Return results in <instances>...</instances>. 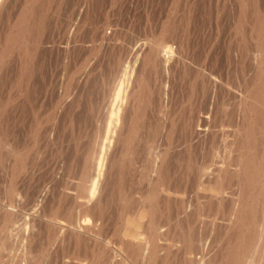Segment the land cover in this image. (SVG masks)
Instances as JSON below:
<instances>
[{"label":"bare ground","instance_id":"6f19581e","mask_svg":"<svg viewBox=\"0 0 264 264\" xmlns=\"http://www.w3.org/2000/svg\"><path fill=\"white\" fill-rule=\"evenodd\" d=\"M11 1L13 0H9V1L0 0V19L2 18L1 14H3L2 10L4 9V12L7 10L5 19L4 18H3L4 20L2 19L3 20L2 23L5 22V24L4 26H2L3 24H0V81H2V83L4 82L5 85H7V89L3 90L4 93L7 94V96L5 95L6 97H4L3 96L4 93L2 91L3 99L0 101V163L3 164L2 169H4V171H2V174H0V193L1 191H3V193L5 192L7 195H11V199H7L5 196L2 195L3 193L0 194V241L2 242L1 240L3 239L2 237H5V242L6 243L9 242L7 246L8 249L6 250L7 251L6 254H8L9 257L6 256L8 258L3 259V262L1 261L2 264H39L40 260H41V264H48L51 261L53 262L52 264H57V263L58 264H94V263L97 264L96 258L97 257L99 258V256H102L103 258H105V260L107 261L106 264H264V0H234L233 12L231 11L232 13L231 12L229 13L233 17L231 19L229 17L230 21L232 20L231 23H229L230 24L229 25L230 34L228 33L230 35L228 36L230 37V40L228 39V41L231 44H230V47L228 48L229 51L227 49V51L229 52V56L227 55L228 59L227 60L225 59L228 65L232 64L231 66L233 67V71L232 70L231 71L233 72V75L230 74L229 72L230 66H228V68L226 69L227 71L224 72L225 76L224 77L222 76L224 73L221 75V72H223L222 69H223V66H224L223 64L225 60L223 61L222 58L220 59L221 60L220 62H223V64L221 65L222 69L219 68L220 66L217 67L218 63L216 64V61H215V64L217 67V69L215 70L214 68L215 64L213 65L209 63L208 65H206L204 62L205 60L203 61V59H201L202 57L200 58V56L202 55L199 56L197 54L198 55V59H197L196 53L195 54L193 53L194 50H196L194 49L195 43L193 44L191 42V44L188 45L189 48L192 50L193 55H195V58L192 55H190V57L192 56L190 58L191 60L188 59V61H186L187 67H189L188 71L190 73L189 79L188 78H187L188 80L186 79L188 81L187 82L188 84H187V88H185L186 90H188V92L187 94L184 93L185 95L182 94L183 91L181 90H184V88L183 89L181 88V86L183 87L182 85L183 81L179 80V77L180 78L182 77V79L183 78L185 79V77L188 76L187 73L185 77L181 75H179L178 77V74H177L176 76L178 78H176V80L180 82L177 83L178 85L176 88L172 85L173 87L172 89H175L176 92L172 91V93H175V94H174V97L172 98L173 99L172 105L169 104L171 105V110H168V111H172L170 118H168V113L165 114V112L164 113L158 112L159 115L162 114L161 117L163 120L161 119L160 116L159 117L157 116L158 114L156 112L153 114L152 113L148 114L150 111L149 108L151 107L150 106L151 102L154 100L155 101L157 100V103H158V98L156 97L159 96L157 95L156 97H154V95L157 93V92L154 93L156 91L155 89L156 85L154 88L153 86L154 84L153 85L150 84L151 81L149 78L150 76L149 73H150V70L151 71L153 70L154 72V69H155V71H157V68L159 72H162L161 70L164 68L167 69V72L170 71L168 70L170 68L173 69L174 71L178 69V66H179L178 61H177L178 59H175L179 57V56L177 57L178 53H176L177 55H174L175 56L174 58L173 54L177 51L172 52L173 54L170 52L171 49L173 50L174 48L173 45L175 44H172L173 42L171 43L172 46L169 51L167 49L169 45H166V43L168 42L170 43V41H172V38L175 39L177 37L175 34L176 32H179L178 31L179 29L182 28L181 23L179 24L177 22L179 24L178 25L179 27L176 26L175 30L173 29L171 30L170 25L173 22L172 20L170 21V19L165 18L166 20L163 19L162 23L160 24V28H158V35L152 41L150 40L151 42L149 41L145 44L140 43L138 45L135 44V46H131L129 48L127 47L129 49V50L126 49L127 53L124 47L123 51H125L126 54L122 51L123 55H122L121 60H123V57L125 56L124 57L125 61L123 60L122 63L119 62L121 61L119 58L120 55L118 57L119 59L117 58L116 60H114V57H113L112 60L114 61L110 60L111 63L114 62L112 65L115 68L113 70L114 74L113 75L111 74L112 76L110 77V80H113V82L111 83L112 86L110 85L113 100L109 101L107 109H106V106L104 105L105 109L103 113L106 110V116L103 117L104 115L103 114L100 119L93 121L95 123L93 126L95 127L92 129L94 130V132L91 134V137L85 138L84 136L86 133L84 134L83 137L85 139L82 138V140L84 141L83 142L81 141V143H83L84 146H82V144L77 143L81 145L82 147H85V149L83 150L84 152L82 151L83 156L81 155V153H79V155L82 156L80 157L82 158V160H81V163L79 164V167L76 165V167H78L77 170L79 169V171L77 172L76 177L73 176L75 179L71 181L69 180L70 182H68V185H69L68 187L64 188L63 186L65 185L66 182L64 181L65 183L63 185H62L63 182H61L63 189H57L59 190L56 193L57 199L56 200L55 198L52 199V201L53 200L55 201L54 202L55 206H53L51 202L50 204L53 206V208L51 207L52 209L50 208L51 209L50 212L49 213L46 212L48 213V215H45V216H43L42 214H39L40 211H38L35 207L32 209L30 207L29 212H26V211H24L25 213H22L21 211L18 212L19 208L17 209L16 207L18 205L17 203H19L20 201L23 202L22 199L23 197L24 198L26 197V191L29 192V189L27 188L28 190H25V188H23V186L26 185L24 183H22L24 184L23 186H19L20 184L18 185V183L21 182L20 180H19L20 182L18 181L16 182L17 183L16 187H15V184L13 185V183H15V180L19 179V177L21 176L20 173L22 172L24 173V171L21 172L20 169L22 170V167H23L22 164L24 165L27 159V153L29 154V152L24 153L26 154V157H25L24 154L22 153L23 150L24 152L29 151L31 147H34V144H32L33 146H31L30 143H34V142H36L35 144H37V146H43V145L46 146V143H48L47 141L49 137L48 135L52 133V132L50 133V131H52L50 129L52 128L53 124L52 126H49V127L44 126V128H42L40 127L38 123L39 126H36L37 130L34 136H33L34 132L31 135L30 134L26 135L25 133H23V135L25 134V136L22 137L21 136L22 134L21 135L19 134L21 138H18V135L14 136L13 132H15V130L11 129L13 123L10 126L9 118L11 117L7 114V111L9 110V107L12 106V104L13 106L15 105V107H16V104L24 105L26 104L27 101L31 102L30 101L31 99H35V98L38 99V97L42 95L44 96V94L46 95V93H42V89L43 88L45 89L47 87L46 86V83L48 80L47 78H53V77H48L49 75L47 76L48 67L46 68L47 64H45V58H46L45 56L46 54L50 53V52H47V49L51 48L49 47L50 45L48 46L49 43H47L48 40H46V35L47 33H48L47 36H49V33L52 34L55 26L58 29L63 28L62 26L57 27L58 23L60 22L57 20V18L60 15L57 17V15L55 14L56 12L59 11V8L61 7L60 4L63 0H22V1H19L20 3L17 5L15 9L10 8L9 10L11 12H9L8 8L11 7L12 5ZM16 1L14 0L13 2H16ZM87 1L88 0H81V2H79L80 5L78 6L76 13L74 14L72 13L74 17L70 18L69 23L66 22L68 25L64 24L66 25L65 29L63 28L65 41H64V45L62 46H64L63 50L65 52H67L69 48H71L70 43H74L75 41L72 38L73 37L75 38L74 35L76 31L80 29V28L78 29V27L80 24H82L81 22H83L82 16H84V13L87 14L88 16V13H86V10H85L86 8H88V4L86 7ZM223 1L216 0V3L221 2L222 4L221 8H223V5L225 4V2L224 4L222 3ZM116 2L118 1L116 0ZM176 2H178V0L175 1V3ZM226 2H228V0ZM172 3H173L172 5L175 4L173 0H172ZM140 4H142V2ZM84 5L86 8L84 7ZM95 5L97 6V4ZM196 5L200 6V2H199V5L198 4ZM204 6H207V5H204ZM121 7H122V3H121ZM195 7L196 6H194V4H190L191 10L188 11L190 13L188 14L189 18L186 17L187 26H189L190 24L191 30L192 28H194V30L196 29L195 26L198 25V21H199L197 18L200 17L199 15L203 14L201 13V11L199 12L200 10L199 8H196V9H199L198 13H200V14H197V12H195ZM188 8H189V5H188ZM168 9L169 7L167 9L164 8L163 10L168 11ZM102 10L104 9L102 8ZM170 11H172L171 7H170ZM221 11H224V10L221 9ZM228 11H226V13ZM169 13L170 12H168V14ZM184 15L185 14L183 13V17H185ZM66 16L67 18H69L68 14ZM196 16H199V17H196ZM84 17L86 18V15ZM128 17H131V16H128ZM159 17H161V15ZM64 19H66V17ZM181 19H182V14H181ZM56 20L58 21L57 25H56ZM179 21L182 22L183 20H179ZM87 22H88V19H87ZM90 22L91 21H89V23ZM154 23L156 24V22ZM103 25L105 26L104 22H103ZM204 26L207 27V25H204ZM112 28H111V31H112ZM190 28L188 27L187 30H189ZM200 28L201 27L199 24V28L197 30H199ZM97 29L99 30V27ZM197 30L193 32L198 33ZM225 30H227V28ZM55 31H57V29ZM150 33H151V30L148 34ZM56 34L54 32V35ZM188 35H187V39H188ZM179 36H180V33H179ZM194 36L196 37V35ZM105 37H107V35ZM113 37H115V35ZM54 39L55 37H53L52 40ZM71 39L74 41H71ZM118 39L119 38H117V41ZM138 39H141V38H138ZM147 39L148 38H146V40ZM112 40L110 42H112ZM175 42H177V44L175 45L177 46L176 49L180 50L179 49L181 47L180 44H182L183 42L182 43L180 41H175ZM102 45L104 46V44ZM102 45L101 46L99 45V46L103 48ZM116 46H118V44ZM119 46L117 48H119ZM72 47L74 48L76 46L74 45ZM231 47H233L232 52H231ZM117 48H116V51H117ZM204 48L206 47H203V49ZM112 49H113V46H112ZM176 49L174 48V50ZM49 50L51 51V49ZM198 50L199 49L197 48V51ZM57 51H60V50H57ZM201 51L202 50H200V53ZM188 52H191V51H188ZM117 54H120V52L119 53L117 52ZM114 55L116 56V52L114 53ZM49 56L47 58H49ZM97 57H98V54H97ZM115 61L117 62V64L115 63ZM58 63L59 62L56 63L57 67H58ZM66 64L67 63H64L61 66V69L58 71V73H55L56 78L54 75V78H55L54 82L58 85L57 87L59 88V90H62L63 92L65 88L63 89L61 88L65 87L64 85L66 83L72 82L74 80V79L72 81L68 80V76L72 72L73 69L71 70L70 65L68 64L66 65ZM9 65L10 67L8 69L7 67ZM90 65H91V61H90ZM112 65L110 66V70L113 69ZM148 65L151 68V69L149 68V71L146 69L148 68L147 67ZM72 66H74V64H72ZM94 66H96V64ZM161 66L163 68H160ZM98 67H102V66H98ZM144 67H145L144 70H147L149 72L148 76H144V74L146 75V73L144 74L142 73L144 71V70L142 71ZM182 67L183 65H181L180 70L182 69ZM6 68H7V75H5ZM184 68L186 67L184 66ZM55 70H58V69H55ZM93 70H96V69H93ZM93 70L92 72L95 73V71ZM165 70H163V72ZM174 71H172V74L174 73ZM75 72L77 73V71ZM181 72L183 71L181 70ZM156 74H158V72ZM159 74L161 75V73ZM86 78H87V75H86ZM81 79L84 80L85 75H84V79L83 77H81ZM159 79L161 80L162 78H158L157 80ZM165 80H163V82ZM185 83L186 82H184V84ZM169 84L167 85L170 86ZM67 85H69V83ZM2 86L3 85H1L0 87L2 88ZM88 87H89V84H88ZM79 88L81 89L82 87H79ZM162 88L164 89L163 86ZM49 89L51 92L50 87ZM161 89L159 90L161 91ZM170 90L171 89H169L168 91ZM48 91H47V94L50 93ZM164 91L168 92L167 89H164ZM68 92H69V89H68ZM205 92H209V96L211 98L212 97L214 98V99L212 98L213 102H210L208 100H207L208 102H205L206 101L205 98L207 97V96L203 97V94ZM75 93L78 96L79 90L78 92L75 91ZM199 93H201L202 95L200 94L201 95L200 96ZM170 94L168 93V95ZM48 95H50L51 97V93ZM70 95L72 94L70 93ZM170 96H173V95H170ZM59 97L61 98L62 96H59ZM110 97L109 99H111ZM159 97H161V94ZM36 99L35 101H37ZM39 99H38V102H39ZM65 99L66 98H64V100ZM72 100L73 99H71V101ZM216 101L218 103H216ZM48 103L49 101L47 102V104ZM214 103H216V105H214ZM88 104H90L89 101H88ZM62 105L63 107L65 106L63 103ZM67 105L68 104L66 103V106ZM72 105L74 107L77 106L74 104ZM161 106H159V109H158L159 111H160ZM163 106H165V104ZM152 107H154V109L151 108V110L153 111L156 110L155 105ZM20 108H22V106ZM65 108L66 107H64V109ZM25 109L27 110L29 109L28 105ZM44 109L47 110L46 107ZM44 109H42V111ZM45 110L43 111L44 114L46 112ZM51 110H50V113L52 112L51 115L47 113L48 115L43 116L44 118L41 117L43 119L40 118L39 122H41V124L43 123L46 125L47 122H49V125H50V123H56V121H58L57 118L59 117L60 112L54 108H52ZM55 111L56 113H54ZM30 112H33V109ZM47 112H49V110H47ZM37 113H40V112L38 111ZM34 114H36V112ZM22 115L25 116L24 114ZM12 116L15 117L16 115L14 116L12 114ZM18 117L16 118L19 121ZM16 118H14L13 121L14 120L16 121ZM224 118L226 119L225 121H223ZM70 119L69 121L67 120V118L65 119L66 124L64 122H60V123H64L65 125H67V122H69L70 124L73 121V120L70 121ZM60 123H58V125ZM143 125H145L146 130L148 132L146 133V136H148L151 133L150 136L155 137L159 132H161L160 135L163 136V139H164L163 141L165 142L164 144L166 146L158 147V150L154 154L153 159L152 160L150 159L151 161L148 163V165H146L147 167L145 168L147 171L146 180L145 182L140 184V187H138L139 185L138 181H136L137 184L135 183L136 184L135 185L133 183L135 180L128 179V176L125 178L124 174L126 173V171L128 172L127 169L131 167L132 163L133 165L136 164L135 160L137 161L136 158L138 156V155L136 156V154H140L137 151L138 150L137 147L139 146V144L138 143H137L138 145L135 144V139L137 137V134L139 133L140 128L142 129L144 127ZM22 126H21V129L24 128V127L22 128ZM17 128H20V126H18ZM55 128L57 129V127ZM68 128H70V125L68 126ZM30 129H32V127ZM61 129H64V128L61 127ZM84 129L81 128V130H84ZM69 130L72 131L73 127L72 129H69ZM61 131L63 132V130ZM58 132H56V134H58ZM56 134L54 133L55 137H56ZM73 134L71 133L70 135H73ZM54 135H52V137ZM79 136L81 137V135L78 134L77 138H79ZM74 137H76V135ZM151 137H148V138L150 139L154 138V137L152 138ZM156 137L158 138V136ZM156 137L155 139L157 140ZM62 138L63 137H61V139ZM160 138L161 137H159V139ZM69 139H68V142H69ZM75 139L73 140L72 138L73 141L78 140L79 142V140H81V138L76 139V140ZM60 140L58 141L60 142ZM163 141L161 140V145ZM71 144L73 143L71 142ZM74 144H76V142H74ZM48 146L44 147V149L47 148L48 150L49 149L51 150V148H48ZM55 147H58V146H55L54 144L53 149ZM66 147L64 149L68 148ZM77 148L75 149V152L76 151L78 152ZM32 149L33 148H31V150ZM219 149H221V151H219ZM38 150L40 149H37V152ZM70 150L71 149H69V151ZM169 150H170V153H168ZM41 151L42 150H40L39 152ZM33 152H34V155H32L31 157L33 158V156H35V160H36V157L38 156L35 155V151ZM49 152L51 153V151ZM50 153L49 154L46 153V154L50 155ZM54 153H57V151L55 152L54 150ZM62 153H60L61 156H62ZM42 154H43V151L39 155L41 156V158H42ZM60 154L58 155L60 156ZM70 154H72V152L69 153V155ZM209 155H212V157L209 159L205 158V157H208ZM44 156L45 155H43V158ZM132 156L136 157L135 160H134V157ZM167 156H169L171 159L169 158L170 160H168ZM69 157L67 156V158ZM75 157L78 158L79 156L75 154ZM32 158H31L30 163L36 164L34 162L35 160ZM72 158H74L73 155H72ZM198 158L200 159L199 161H198ZM45 159L44 161L45 163H47L48 161L46 162ZM55 159H57V157ZM27 161L29 160L27 159ZM53 161H52L53 162L52 165H54V163L57 164L56 160H53ZM59 162L61 161L59 160L58 163ZM197 162L203 163V166L202 168H200L201 170L200 175L194 176L193 171L195 170H193V168L195 167ZM76 163H79V162H76ZM170 164L172 166L171 171L168 168ZM57 165H61V163ZM68 165H67V168H68ZM43 166L41 163L40 167H43ZM54 166L51 167V169L54 168ZM40 167L38 169L41 171ZM33 170L34 169H32V171ZM59 170L60 169H58L57 171ZM42 171H45V170L43 169ZM75 171L76 169H74V172ZM138 172L139 170L137 171V173ZM23 173H22V176H23ZM34 173L36 174L37 172H34ZM129 173H130V170H129ZM137 173H135V175ZM141 173L144 174L143 172ZM27 174H25V176H27ZM133 175L134 174H132V176ZM143 179H144V176H143ZM35 180H37V178ZM65 180L67 181L68 179H65ZM9 181H11L10 183L12 184L8 186ZM130 183L133 184V186H131ZM48 184L47 186H49ZM35 185L37 186L36 181H35ZM54 185H55L54 187H57L56 186L57 184L54 183ZM36 186H31L30 188H33ZM65 186H67V183ZM48 188H52V186L47 187V192H48ZM36 189L34 190L35 192H36ZM42 190L46 192L45 189H42ZM29 197H31V194L29 195ZM47 197H50V196H47ZM42 198L41 200H43L42 202H44L46 199L44 200V197ZM30 199L29 201L32 200ZM47 200L49 199L47 198ZM111 200L112 201L115 200L116 204L121 203L123 207L126 206L125 209L124 208L123 209L126 210L127 212V213L124 212L125 214L123 213L125 217L124 215H121L123 217L121 219L122 221L120 220V223L118 222L119 224L112 221L114 222L112 225V229H113V232L115 231L114 234L116 235V236L114 235L115 236L114 239H117L116 241H113L114 243H111L109 240L105 239L107 235L106 234L107 232L105 231L107 230H105L104 229L105 227H103L104 226L103 223L106 222L107 224H109L108 222L111 221V220L108 221L110 218L109 213H108V209H109L108 207H110V203H113L111 202ZM29 203L28 205H30ZM37 204L38 202L36 203V205ZM44 204L45 202L43 203V205ZM22 209L23 208H21V210ZM47 211H49V209H47ZM115 212L116 211H114V213ZM120 212L121 211H119V213ZM119 213L117 214L119 215ZM110 215L113 216V214H110ZM18 217L21 222L19 226L17 227L16 232L14 233L15 238L13 237V240L15 241L12 242L13 245H11L8 239L10 240L12 238L11 236L13 234V231H15L13 230L14 228L13 222ZM204 217H206V219ZM116 219L117 218H115L114 220ZM204 221L205 222L208 221L207 225L206 223H204ZM112 222H110V224ZM108 226L106 229H108ZM203 227L206 229L205 231L202 230ZM201 232L206 233V234H203L202 236ZM42 233L47 234V236L44 238L47 239V237H49L50 239L48 242L47 240L45 241L47 242L45 243V245L42 243L43 242ZM116 243H117V246H115ZM1 244H4V242L0 243V245ZM65 247L66 249L70 248L69 250H71V252H68L70 255H66L67 253L64 255V253L68 251V249L65 250V252L63 251L64 253L62 252V250L65 249ZM47 255H48V258H47ZM104 263L105 262H103V264Z\"/></svg>","mask_w":264,"mask_h":264},{"label":"rangeland","instance_id":"374dc122","mask_svg":"<svg viewBox=\"0 0 264 264\" xmlns=\"http://www.w3.org/2000/svg\"><path fill=\"white\" fill-rule=\"evenodd\" d=\"M7 1H9V0H7ZM14 1V0H13ZM13 1H11V4L13 5H11V7H9L8 8V10L11 8V9H15L16 7H17V5L20 3L19 1H22V0H18V1H16V2H13ZM119 3H120V5H119V3L118 2H116V0H88L87 2H86V7H87V4H88V8H86L85 7V5H84V7L86 8L85 10H86V13H88V16H87V14H85L84 13V16L86 15V18L84 17V16H82V20H83V22H81L82 24H80L79 25V27H78V31H76V33H75V38L73 37L72 39H74V40H72L71 39V41H74V43H70V46H71V48H69V50L67 51V52H65L64 50H63V47L64 46H62V45H64V41H65V36H64V33H63V28L65 29V27H66V25H64V24H67V23H69L70 22V18H72V17H74L73 16V14L74 13H76V10L78 9V6L80 5V3L79 2H81V0H63L62 2H61V4H60V8H59V13L58 12H56L55 14L57 15V20L58 21H60L59 23H58V21L56 20V25H57V23H58V25H57V27H63V28H60V29H58V28H56V26H55V28H54V31L52 32V34H50L49 33V36H47L48 35V33H47V35H46V40H48V42L47 43H49L48 44V46L49 47H51V48H48L47 49V52H50V53H48V54H46V58H45V64H47L46 65V68H47V76L48 77H53V78H47L48 80H47V83H46V88L44 89H42V93H46V95L44 94V96L42 95V96H40V97H38V99L39 98H41V99H39V102H38V99H36L37 101H35V99H31L30 101L31 102H29V101H27L26 102V104H24V105H18V104H16V107H15V105L13 106V104H12V106H10L9 107V110L8 111H10V112H8L7 111V114L11 117V118H9V123H10V126H11V124H12V128L11 129H13V130H15V132H13L14 133V136H17L18 135V138H21V136L23 137V136H25V134L26 135H28V134H33V132H34V134H33V136L35 135V132H36V130H37V128H36V126H39L40 125V127H42V128H44V126L46 127H49V126H52V124H53V126H52V128L50 129V130H52V131H50V135H48L49 137H48V139H47V141H48V143H46V146L45 145H43V146H37V144H35L36 142H34V143H30L31 144V146H33L32 144H34V147H36V148H34V147H31V148H33L32 150H31V148L29 149V151H25L24 152V150H23V154L24 153H27V152H29V154L27 153V159L29 160V161H27V159H26V161H25V163H24V165L22 164V170L20 169V171L22 172V171H24V173H23V176H22V173H20L21 174V176L19 177V179L18 180H15V183H13V185L15 184V187L17 186V181L18 182H20V183H18V185L19 186H23L24 184H26V185H24L23 186V188H25V190H28L29 189V192L28 191H26V197H28V198H24L23 197V202L22 201H20L19 203H17L18 205L16 206L17 207V209H18V212L19 211H21L22 213H25L24 211H26V212H29V210H30V207H31V209L32 208H36L38 211H40L39 212V214H42L43 216H45V215H48V213L50 212V210L53 208V206H55L54 204V200L52 201V199L53 198H55V200L57 199V195H56V193L59 191V190H57V189H63V187L65 188V187H68L69 185H68V182H70L71 180H73V179H75L73 176H75L76 177V175H77V172L79 171V169L77 170V168L79 167V164L81 163V160H82V158H80V157H82L83 156V150L85 149V147H82V146H84L83 145V143H81V141L83 142L84 140H82V138L83 139H85V138H89V137H91V134L94 132V130H92L95 126H93L95 123L93 122V121H96V120H98V119H100L101 117H102V115H103V117L104 116H106V110H105V112L103 113V111H104V109H105V107H104V105L106 106V109L108 108L107 106H108V103H109V101H112L113 99H112V91H111V86H112V82H113V80H110V77L114 74L113 73V70L115 69L114 67H113V63L114 62H112L111 63V61H114V60H116L118 57H119V55H120V60L122 59V55H123V53H122V51L125 49V51H126V53H127V50L126 49H128L129 47H131V46H135V44L136 45H138V44H145V43H147V42H149L150 40L152 41L154 38H156V36L158 35V28H160V24L162 23V21H163V19H170V21L172 20V24L170 25V29L172 30H175V28H176V26H178L180 23H181V27L183 28H181V29H179L178 31L179 32H176V38L178 39H174V38H172V41H170V43L168 42V43H166V45H169L168 47H167V49L170 51V48H171V46H172V44H177V42H175V41H180L182 44H180L181 45V47L179 48L180 50H177L176 48H177V46H175V45H173L174 46V48L176 49V50H174V48H173V50L171 49V53L172 52H175V51H177V52H175L174 54H173V57L175 58V56L174 55H177L176 53H178V55H177V57L178 58H175V59H178L177 61H178V69L177 70H173V69H168V70H170V71H168L167 72V69L166 68H164V69H160L162 72H159L158 71V68H157V71H155V69H154V72H153V70L151 71L150 70V73L148 72L149 71V65L147 66L148 68H146L147 70H144L145 69V67L142 69V73L144 74V73H146V75L144 74V76H148V73H149V75L150 76H152V77H150L149 76V78H150V84H154L153 86H154V88H155V85H156V91L154 92V93H156L155 95H154V97H156L157 95H159L160 96V94H161V97H159V96H157L156 98H158V103H157V100L155 101H152L151 102V107L149 108V113L148 114H153V113H157L158 115V117L160 116L161 117V115H159V113L158 112H160V113H164L165 112V114H167L168 113V118H170V115H171V112L172 111H168V110H171V105H172V102H173V97H174V94L175 93H172V91L173 92H176L175 91V89H172L173 87H172V85L176 88L177 87V83L178 82H180V81H178V80H176V78H178L179 77V75H181V76H183V77H185V75H186V73H187V75L188 76H186L185 77V79L183 78L182 79V77L180 78L179 77V80H182L183 82H182V85H183V87L181 86V88L183 89L184 88V90H181V91H183V93L182 94H187V92H188V90H186L185 88H187V80L189 79V76H190V73H189V67H187V62L186 61H188V59L189 60H191L190 58L193 56L194 58H195V55H193V53L195 54L196 53V55L198 54L199 56L200 55H202V56H200V58L201 59H203V61L205 62V64L206 65H208L209 63H211V64H215V61H216V64L218 63V65H217V67H219V68H221L222 69V64H223V62H220L221 60V58H222V60L224 61L225 59L227 60L228 58V56H229V47H230V44L231 43H229V41H228V39L230 40V37H228V36H230L229 34H230V32H229V23H231V21H230V19L231 18H233L232 16H231V14H229L231 11L233 12V7H234V0H228V2H226L227 0H225V1H223V0H220V1H223L222 3L224 4V2H225V4L223 5V8H221V2H217L216 3V0H215V2H214V0H178V2H176L175 3V1H177V0H173V2L175 3L174 5H172L173 3H172V0H117ZM162 1V2H161ZM184 1V2H183ZM203 1V2H202ZM217 1H219V0H217ZM70 2V3H69ZM74 2V3H73ZM109 2V3H108ZM142 2V4H140ZM154 2V3H153ZM190 2H192V3H190ZM198 4L199 5V2H200V6H197L196 4ZM202 2V3H201ZM206 2V3H205ZM66 3V4H65ZM91 3V4H90ZM118 3V4H117ZM121 3H122V7H121ZM147 5H146V4ZM167 3V4H166ZM188 3V4H187ZM209 5H208V4ZM229 3H230V5H229ZM77 4V5H76ZM95 4H97V6L95 5ZM101 4H103V5H101ZM108 6H107V5ZM116 4V5H115ZM172 5L173 6V8L175 7V5H176V7L173 9L172 8V6H170V5ZM190 4H194V6H196L195 7V12H197V14H200V13H198V10H199V12L201 11V13H203V14H201V15H199V16H196V17H199V18H197L199 21H198V25H196L195 26V30H197L198 28H199V24H200V27L202 28H200L199 30H197L198 31V33L197 32H193V31H195L194 30V28H192V30H191V28H190V24H189V26H187V21H186V19L187 18H189V15L188 14H190L188 11L189 10H191V8H190ZM201 4H202V6H201ZM218 6H217V5ZM227 4V5H226ZM76 5V6H75ZM95 5V6H94ZM109 5H110V7H109ZM167 5V6H166ZM188 5H189V8H188ZM204 5H207V6H204ZM232 5V6H231ZM15 6V7H14ZM69 6V7H68ZM73 8H75V9H73ZM145 6V7H144ZM149 6H151V7H149ZM156 6V7H155ZM166 6V7H165ZM204 6V7H203ZM216 6V7H215ZM220 6V7H219ZM227 6V7H226ZM230 6V7H229ZM236 6V5H235ZM13 7V8H12ZM124 7V8H123ZM144 7V8H143ZM149 7V8H148ZM160 7V8H159ZM169 7V9H168V11L167 10H163L164 8L165 9H167ZM170 7H171V9H172V11H170ZM183 7V8H182ZM185 7V8H184ZM188 9H187V8ZM203 7V8H202ZM207 7V8H206ZM215 7V8H214ZM224 7H225V9H224ZM232 7V8H231ZM62 8V9H61ZM102 8L104 9V10H102ZM108 8V9H107ZM119 8V9H118ZM120 8H121V10H120ZM196 8H199V9H196ZM218 8V9H217ZM7 9V8H6ZM5 9V10H6ZM64 9V10H63ZM73 9V10H72ZM89 9V10H88ZM148 11H147V10ZM151 9V10H150ZM159 9V10H158ZM185 9V10H184ZM221 9H223L224 11H221ZM232 9V10H231ZM68 10H70V11H68ZM73 12H72V11ZM109 10V11H108ZM143 10H144V12H143ZM197 10V11H196ZM203 10V11H202ZM218 10V11H217ZM229 10V11H228ZM111 11V12H110ZM123 11V12H122ZM151 13H150V12ZM156 11V12H155ZM164 11H166V12H163ZM180 11V12H179ZM182 11V12H181ZM205 11V12H204ZM226 11H228L227 13H226ZM2 12H3V14H1L2 16V18L0 19V24H3L2 26H4V24H5V22L4 23H2L3 22V20L5 19V15H6V12H7V10L4 12V9L2 10ZM1 12V13H2ZM9 12H11L10 10H9ZM70 12V13H69ZM121 14H120V13ZM146 12H147V14H146ZM159 12V13H158ZM162 12V13H161ZM168 12H170L169 14H168ZM186 12V13H185ZM226 14H225V13ZM231 12V13H232ZM73 13V14H72ZM90 13V14H89ZM104 13V14H103ZM106 13V14H105ZM109 13V14H108ZM145 15H143V14ZM175 13V14H174ZM183 13L185 14L184 16L185 17H183ZM209 13H210V15H209ZM218 13V14H217ZM222 13V14H221ZM225 15H224V14ZM68 14V17L69 18H67V15ZM71 14V15H70ZM93 14V15H92ZM101 14V15H100ZM119 14V15H118ZM165 14H167V15H165ZM177 14V15H176ZM178 14H179V16H178ZM181 14H182V19H181ZM246 14H247V12H246ZM70 15V16H69ZM95 15V16H94ZM115 15V16H114ZM123 15V16H122ZM127 15V16H126ZM150 15H151V17H150ZM161 15V17H159ZM203 15V16H202ZM214 15V16H213ZM222 15H223V17H222ZM99 16V17H98ZM111 16H112V18H111ZM128 16H131V17H128ZM162 16H163V18H162ZM202 16V17H201ZM66 17V19H64ZM95 17V18H94ZM104 17V18H103ZM145 17H146V19H145ZM150 17V18H149ZM187 17V18H186ZM229 17H230V19H229ZM4 18V19H3ZM63 18V19H62ZM85 18V19H84ZM90 18V19H89ZM110 18V19H109ZM126 18V19H125ZM154 18V19H153ZM180 18V19H179ZM185 18V19H184ZM209 18V19H208ZM226 18V19H225ZM3 19V20H2ZM87 19H88V22H87ZM92 19V20H91ZM96 19H98V20H96ZM100 19H101V21H100ZM133 19H135V20H133ZM139 19V20H138ZM147 19H148V21H147ZM157 19V20H156ZM165 19V20H166ZM213 19V20H212ZM229 19V20H228ZM63 20V21H62ZM67 20V21H66ZM104 20H106V21H104ZM130 20H132V21H130ZM156 20V21H155ZM178 20V21H177ZM179 20H183L182 22L181 21H179ZM203 20H205V21H203ZM89 21H91L90 23H89ZM120 23H119V22ZM138 21V22H137ZM141 21V22H140ZM148 23H147V22ZM150 21H152V22H150ZM186 21V22H185ZM228 21H230V22H228ZM65 22V23H64ZM67 22V23H66ZM98 22H99V24H98ZM103 22H104V24H105V26L103 25ZM142 22H144V23H142ZM146 22V23H145ZM154 22H156V24L154 23ZM179 24H178V23ZM185 22V23H184ZM201 22V23H200ZM203 22V23H202ZM207 22V23H206ZM136 23V24H135ZM138 23H139V25H138ZM151 23V24H150ZM223 23H225V24H223ZM90 24V25H89ZM108 24V25H107ZM130 24V25H129ZM153 24V25H152ZM184 24V25H183ZM68 25V24H67ZM100 25V26H99ZM155 25H156V27H155ZM204 25H207V27L206 26H204ZM213 25V26H212ZM226 25V26H225ZM87 26V27H86ZM89 26V27H88ZM198 26V27H197ZM203 26V27H202ZM210 26V27H209ZM215 26V27H214ZM218 26V27H217ZM93 27V28H92ZM99 27V30L97 29ZM114 29H113V28ZM119 27V28H118ZM172 27H174V28H172ZM179 27V26H178ZM188 27L190 28L189 30H187L188 29ZM194 27V26H193ZM221 27V28H220ZM83 28V29H82ZM100 28H102V29H100ZM111 28H112V31H114V32H112L111 31ZM117 29V31H116V29ZM130 28V29H129ZM132 28V29H131ZM185 28V29H184ZM208 28V29H207ZM223 28V29H222ZM227 28V30H225ZM57 29V31H55ZM86 29H88V30H86ZM120 29V30H119ZM221 29V30H220ZM105 32H104V31ZM150 30H151V33L150 34H148L149 32H150ZM160 30V29H159ZM180 30H181V32H180ZM186 30V31H185ZM215 32H214V31ZM81 31V32H80ZM92 31V32H91ZM97 31V32H96ZM133 31V32H132ZM153 31V32H152ZM185 31V32H184ZM200 31V32H199ZM223 31V32H222ZM227 31V32H226ZM54 32H55V34H56V32H57V34L56 35H54ZM84 32V33H83ZM118 32V33H117ZM182 32H183V34H182ZM190 32V33H189ZM202 32V33H201ZM219 32V33H218ZM225 32V33H224ZM61 33H63V34H61ZM78 33V34H77ZM80 33V34H79ZM88 33V34H87ZM92 33V34H91ZM95 33V34H94ZM102 33V34H101ZM113 33V34H112ZM115 33V34H114ZM132 33V34H131ZM179 33H180V36H179ZM186 33V34H185ZM188 33H189V35H190V37H189V35H188ZM215 33V34H214ZM229 33V34H228ZM84 34V35H83ZM104 34V35H103ZM153 34V35H152ZM202 34V35H201ZM59 35V36H58ZM60 35H61V37H60ZM83 35V36H82ZM96 36V37H94V36ZM107 35V37H105ZM115 35V37H113V36ZM133 35H135V36H133ZM147 35V36H146ZM187 35H188V39H189V41H188V39H187ZM194 35H196V37L194 36ZM203 35H205V36H203ZM224 37H222V36ZM63 36V37H62ZM78 38H77V37ZM92 36V37H91ZM99 36V37H98ZM120 36V37H119ZM185 36H186V38H185ZM211 36V37H210ZM212 36H213V38H212ZM47 37H48V39H47ZM50 37V38H49ZM53 37H55V39L54 40H52L53 39ZM87 37V38H86ZM152 37V38H151ZM82 40H81V39ZM93 38V39H92ZM112 38H113V40H112ZM117 38H119L118 39V41H117ZM120 38H121V40H120ZM138 38H141V39H138ZM146 38H148L147 40H146ZM194 38V39H193ZM216 38V39H215ZM61 39V40H60ZM79 39V40H78ZM88 39V40H87ZM104 39V40H103ZM105 39H109L108 41L107 40H105ZM115 39V40H114ZM196 39V40H195ZM203 39V40H202ZM57 40V41H56ZM82 42H81V41ZM102 40V41H101ZM112 40V42H110ZM130 40V41H129ZM146 40V41H145ZM175 40V41H174ZM80 43H79V42ZM104 41V42H103ZM107 41V42H106ZM113 41H114V43H113ZM128 43H127V42ZM134 41V42H133ZM143 41V42H142ZM145 41V42H144ZM150 41V42H151ZM185 41V42H184ZM222 41V42H221ZM224 41V42H223ZM232 41V40H231ZM53 42V43H52ZM100 42V43H99ZM118 42V43H117ZM130 42V43H129ZM173 42V43H172ZM187 42H188V44H187ZM190 42V43H189ZM191 42L194 44L195 43V45H194V49H196V50H194V52L192 53V50L189 48V46L188 45H190L191 44ZM210 42V43H209ZM227 42V43H226ZM50 43H52V44H50ZM54 43H55V45H54ZM97 43V44H96ZM172 43V44H171ZM186 43V44H185ZM202 43V44H201ZM203 43H205V44H203ZM207 43V44H206ZM209 43V44H208ZM229 43V44H228ZM81 44V45H80ZM85 44V45H84ZM91 44V45H90ZM102 44H104V46L102 45ZM110 44V45H109ZM118 44V46H119V48H117L118 46H116ZM197 44V45H196ZM217 44V45H216ZM228 44V45H227ZM53 45V46H52ZM58 45V46H57ZM76 46V47H72V46ZM80 45V46H79ZM94 45V46H93ZM102 45L103 46V48H101L100 46ZM126 45V46H125ZM203 45V46H202ZM210 45H211V47H210ZM84 46V47H83ZM112 46H113V49H112ZM186 46H188V47H186ZM216 46V47H215ZM218 46V47H217ZM95 47V48H94ZM105 47H107V48H105ZM121 47V48H120ZM125 47V48H124ZM128 47V48H127ZM200 47H202V48H200ZM203 47H206V48H204L205 49V51H207V52H205L204 51V49H203ZM221 47H222V49H221ZM89 48V49H88ZM100 48H101V50H100ZM116 48H117V51H116ZM124 48V49H123ZM182 48V49H181ZM187 48H189V49H187ZM197 48L199 49L198 51H197ZM208 48H209V50H208ZM49 49H51V51L49 50ZM75 49V50H74ZM82 49V50H81ZM94 51H93V50ZM112 49V50H111ZM207 49V50H206ZM221 49V50H220ZM227 49H228V51H227ZM233 49V47H231V52L233 51L232 50ZM57 50H60V51H57ZM119 50V51H118ZM129 50V49H128ZM200 50H202L201 51V53H200ZM216 50V51H215ZM220 50V51H219ZM53 51V52H52ZM57 51V52H56ZM98 51V52H97ZM101 51H102V53H101ZM125 51H123L124 53H125ZM183 51V52H182ZM188 51H191V52H188ZM195 51H197V52H195ZM204 51V52H203ZM209 51V52H208ZM212 51V52H211ZM214 51V52H213ZM226 51V52H225ZM103 52H104V54H103ZM116 52V56L114 55V53ZM117 52L119 53L120 52V54H117ZM188 54H187V53ZM199 52V53H198ZM203 52V53H202ZM225 52V53H224ZM60 53V54H59ZM72 53V54H71ZM75 53V54H74ZM85 53V54H84ZM125 53V54H126ZM190 53V54H189ZM227 53V54H226ZM97 54H98V57H97ZM108 56H107V55ZM124 54V55H125ZM204 54H205V56H204ZM214 54H215V56H214ZM76 55V56H75ZM90 55V56H89ZM186 55V56H185ZM190 55H192L191 57H190ZM198 55H197V59H198ZM216 55H218V56H216ZM228 55V56H227ZM49 56V58H47ZM106 56V57H105ZM110 56V57H109ZM208 58H207V57ZM214 56V57H213ZM72 57V58H71ZM76 57V58H75ZM105 57V58H104ZM108 57V58H107ZM113 57H114V60H112L113 59ZM125 57V56H124ZM123 57V60L125 61V58ZM206 57V58H205ZM213 59H212V58ZM81 58V59H80ZM85 58V59H84ZM99 58V59H98ZM103 58V59H102ZM118 58V59H119ZM187 58V59H186ZM193 58V59H194ZM61 59V60H60ZM88 59H90V60H88ZM98 59V60H97ZM207 59V60H206ZM57 60H59V61H57ZM111 60V61H110ZM123 60H121V61H119V62H121L122 63V61ZM224 61V66H223V72H221V75L224 73V72H226L227 70V68H228V66H230L229 67V72H230V74H232L233 75V67L231 66L232 64H230V65H228L227 64V61ZM47 61V62H46ZM67 61V62H66ZM78 61V62H77ZM89 61V62H88ZM90 61H91V65L93 66H91L90 65ZM118 61V60H117ZM209 61V62H208ZM218 61V62H217ZM57 62H59L58 63V67H57V65H56V63ZM67 63L68 65H70V68H71V70H72V72L69 74V76H68V80L69 81H72L73 79V81L72 82H68L69 83V85L70 86H72V87H70L69 85H67L68 83H64L65 85V87H62L61 89H63V88H65L64 89V92L62 91V90H59V88L57 87L58 85L54 82L55 80V78H56V74L55 73H58V71L61 69V66L64 64V63ZM69 62V63H68ZM74 62V63H73ZM103 62V63H102ZM183 64H182V63ZM186 62V63H185ZM207 62V63H206ZM80 63V64H79ZM109 63V64H108ZM115 63L117 64V62L115 61ZM50 64V65H49ZM66 64V65H67ZM72 64H74V66H72ZM96 64V66H94ZM185 64V65H184ZM216 64L214 65V68H215V70L217 69V67H216ZM11 65V64H10ZM10 65L7 67L8 69H9V67H10ZM52 65V66H51ZM78 65V66H77ZM112 65V67H113V69L112 70H110V66ZM181 65H183V67H182V71L183 72H181V70H180V67H181ZM56 66V67H55ZM98 66H102V67H98ZM109 66V67H108ZM184 66L186 67V68H184ZM227 66V67H226ZM75 67V68H74ZM86 67V68H85ZM89 67V68H88ZM95 67V68H94ZM107 69H106V68ZM226 67V68H225ZM7 68H6V73H5V75H7ZM83 68H85V69H83ZM96 69V70H93V69ZM160 68H163L162 66L160 67ZM231 68V69H230ZM55 69H58V70H55ZM83 69V70H82ZM88 69H90V70H88ZM102 69V70H101ZM151 69V68H150ZM166 69V70H165ZM80 70V71H79ZM88 70V71H87ZM92 70L93 71H95V73L94 72H92ZM163 70H165L164 72H163ZM179 70V71H178ZM185 70H187V71H185ZM219 70V69H218ZM232 70V71H231ZM56 71V72H55ZM75 71H77V73L75 72ZM97 71V72H96ZM100 71V72H99ZM172 71H174V73L172 74ZM178 71V72H177ZM207 71H208V69H207ZM214 71V70H213ZM52 72H53V74H52ZM79 72V73H78ZM80 72H82V73H80ZM84 72V73H83ZM90 72H91V74H90ZM103 72H105V73H103ZM112 72V73H111ZM153 72V73H152ZM158 72V74H156ZM76 73V74H75ZM100 73V74H99ZM103 73V74H102ZM152 73V74H151ZM159 73H161V75L159 74ZM74 74H75V76H74ZM93 74V75H92ZM112 74V75H111ZM157 75V77H156V75ZM164 74V75H163ZM166 74H167V76H166ZM172 74V75H171ZM178 74V77L176 76ZM4 75V76H5ZM54 75H55V78H54ZM72 75V76H71ZM84 75H85V79H84ZM86 75H87V78H86ZM97 75V76H96ZM101 75V76H100ZM109 75V76H108ZM158 75H159V77H158ZM163 75V76H162ZM170 75H171V77H170ZM174 75H175V77H174ZM72 78H71V77ZM83 77V79L84 80H82L81 79V77ZM164 76H166V77H164ZM223 77L225 76V73L222 75ZM80 77V78H79ZM93 77H95V78H93ZM103 77V78H102ZM106 79H105V78ZM107 77H109V78H107ZM93 78V79H92ZM102 78V79H101ZM153 78V79H152ZM155 78H162L163 80H165L166 78V80L163 82V80L161 79H159V80H157V79H155ZM168 78H169V80H168ZM172 80H171V79ZM188 78V79H187ZM81 79V80H80ZM88 79V80H87ZM154 79H155V81H154ZM187 79V80H186ZM52 80H53V82H52ZM91 80V81H90ZM100 80V81H99ZM103 82H102V81ZM106 80H107V82H106ZM153 80V81H152ZM48 81H49V83H48ZM77 81H78V83H77ZM81 81H82V83H81ZM89 81H90V83H89ZM119 81V80H118ZM157 81V82H156ZM162 81V82H161ZM169 81V82H168ZM176 81V82H175ZM52 82V83H51ZM85 82V83H84ZM93 82V83H92ZM98 82H99V84H98ZM184 82H186L185 84H184ZM73 83H74V85L76 84H78L76 87L73 85ZM95 83V84H94ZM106 83V84H105ZM116 83H118V82H116ZM169 83H171V84H169ZM172 83H174V84H172ZM176 83V84H175ZM54 84V85H53ZM88 84H89V87H88ZM159 84V85H158ZM167 84H169L170 86H168ZM1 85H3L2 86V88L0 87V101L3 99L2 98V95H3V93H4V91L3 90H6L7 89V85H5V83L3 82L2 83V81H0V86ZM51 85V86H50ZM56 85V86H55ZM67 85V86H66ZM80 85H82V86H80ZM111 85V86H110ZM167 85V86H166ZM4 86H5V88H4ZM82 87L81 89L79 88V87ZM85 86V87H84ZM162 86L164 87V89H167V91L169 90V89H171L170 91H168V92H166V91H164V89L162 88ZM49 87L51 88V92H50V89H49ZM55 89V91H54V89ZM105 87H106V89H105ZM159 87V88H158ZM77 90H76V89ZM79 88V89H78ZM86 88V89H85ZM162 88V89H161ZM58 91H57V90ZM68 89H69V92L74 96V97H76V98H74L72 95H70V93L68 92ZM74 89V90H73ZM83 89V90H82ZM157 89H158V91L160 92V94H159V92L157 91ZM159 89H161V91L159 90ZM49 90V91H48ZM78 90H79V93H78V96H77V94L75 93V91L76 92H78ZM81 90V91H80ZM87 90V91H86ZM102 90V91H101ZM163 90V91H162ZM2 91H3V93H2ZM47 91L48 92H50L51 93V97H50V95H48V94H50V93H48L47 94ZM59 91H60V93L62 94H60L59 93ZM74 91V92H73ZM84 91V92H83ZM54 92V93H53ZM63 92V93H62ZM73 92V93H72ZM80 92H81V94H80ZM86 92V93H85ZM108 92V93H107ZM170 92H171V94H170ZM66 93V94H65ZM110 93V94H109ZM164 93V94H163ZM167 93V94H166ZM168 93L170 94V95H173V96H170V95H168ZM53 94V95H52ZM57 94H58V96H57ZM69 96H68V95ZM102 94V95H101ZM184 94V95H185ZM201 93H199V95H200ZM7 96V94L6 93H4V97H6ZM64 95V96H63ZM81 95H83V96H81ZM88 97H87V96ZM163 95V96H162ZM169 97H168V96ZM202 95V94H201ZM200 95V96H201ZM46 96H47V98H48V96H49V98H50V100H49V98L47 99L46 98ZM59 97V96H62L61 98L59 97V98H57V97ZM65 96H67V97H65ZM71 96H72V98H71ZM104 96V97H103ZM106 96V97H105ZM111 96V97H110ZM207 96V97H206ZM209 92H205L204 94H203V97H206L205 98V102H208V101H210V102H213V99L209 96ZM70 97V98H69ZM79 99H78V98ZM84 97V98H83ZM96 97V98H95ZM109 97L111 98V99H109ZM114 97V96H113ZM168 97V98H167ZM193 97V96H192ZM64 98H66L67 100L68 99H70V100H64ZM104 98V99H103ZM156 98H154V99H156ZM171 98V99H170ZM60 99V100H59ZM71 99H73L72 101H71ZM81 99V100H80ZM100 99V100H99ZM109 99V100H108ZM166 99V100H165ZM210 99V100H209ZM41 100H43V101H41ZM45 100H47V101H45ZM53 100V101H52ZM64 102H63V101ZM77 100V101H76ZM85 100H86V102H85ZM107 100V101H106ZM165 100L166 101V103H165V101H164V103H163V101ZM208 100V101H207ZM212 100V101H211ZM49 101V105L47 104V102ZM66 101V102H65ZM75 101H76V103H75ZM84 101V102H83ZM88 101H89V103L90 104H88ZM96 101V102H95ZM171 101V102H170ZM35 104H34V103ZM37 102V103H36ZM42 102V103H41ZM72 102V103H71ZM74 102V103H73ZM83 102V103H82ZM99 104H98V103ZM168 102H170V103H168ZM31 103H33V104H31ZM41 103V104H40ZM53 103V104H52ZM60 103V104H59ZM62 103L65 105L64 107H66L65 109H64V107H63V105H62ZM66 103L68 104L67 106H66ZM71 103V104H70ZM78 103V104H77ZM102 103H103V105H102ZM152 103H153V105H152ZM154 103H156V104H154ZM162 103V104H161ZM216 103H218L217 101H216ZM216 103H214V105H216ZM40 104V105H39ZM57 104V105H56ZM72 104H74V105H77V106H73ZM161 106L160 107V111L158 110L159 109V106ZM165 104V106H163ZM169 104H171V105H169ZM207 104H209V103H207ZM211 104V103H210ZM27 105H28V107H29V109L27 110V109H25L26 107H27ZM37 105H38V107H37ZM51 105V106H50ZM55 107H54V106ZM60 105V106H59ZM155 105V109L156 110H151V108L152 109H154V107H152V106H154ZM168 105V106H167ZM22 106V108H20ZM35 107V108H33V107ZM41 106V107H40ZM48 106V107H47ZM59 108H58V107ZM70 106H72V107H70ZM158 106V107H157ZM12 107V108H11ZM24 107V108H23ZM46 107V109L47 110H49V112H47V110H45L44 108ZM67 107H69V108H67ZM80 107V108H79ZM102 107V108H101ZM163 107V108H162ZM169 107V108H168ZM15 108V109H14ZM19 108V109H18ZM40 108V109H39ZM52 108H54V109H57L59 112H60V115H59V117L57 118L58 119V121H56V123H50V125H49V122H47V124L45 125V124H41V122H39L40 121V118L41 117H43V116H45V115H51V113L53 112L51 109ZM100 110H99V109ZM165 108V109H164ZM166 108H167V110H166ZM13 109V110H12ZM24 109H25V111H24ZM32 109H33V112H30V111H32ZM42 109H44L46 112H45V114L43 113V111H42ZM68 109V110H67ZM97 109V110H96ZM102 109V110H101ZM162 109V110H161ZM22 110H23V112H22ZM30 110V111H29ZM50 110L52 111L51 113H50ZM79 110V111H78ZM165 110V111H164ZM36 112V114L38 115V117H37V115L36 114H34L35 112ZM40 112V113H37V112ZM42 111V112H41ZM68 111V112H67ZM71 111V112H70ZM231 111V110H230ZM17 112V113H16ZM20 112V113H19ZM28 112H29V114H28ZM65 112V113H64ZM83 112V113H82ZM87 112V113H86ZM32 113V114H31ZM48 113V114H47ZM54 113H56V111L54 112ZM64 113V114H63ZM85 113V114H84ZM170 113V114H169ZM12 114L15 116V117H13L12 116ZM21 114V115H20ZM22 114H24L25 116H23ZM31 114V115H30ZM40 114V115H39ZM64 116H63V115ZM66 114V115H65ZM83 114V115H82ZM95 114V115H94ZM19 117H18V116ZM69 115V116H68ZM73 115V116H72ZM92 115V116H91ZM108 115V114H107ZM8 116V117H9ZM29 116V117H28ZM35 116V117H34ZM60 116H62V117H60ZM66 116V117H65ZM74 118H72V117ZM13 117V118H12ZM16 117H18L19 118V121H18V119L16 118ZM21 117V118H20ZM23 117V118H22ZM64 117V118H63ZM71 119H70V118ZM99 117V118H98ZM14 118H16V121L14 120L13 121V119ZM25 118H27V119H25ZM44 118V117H43ZM43 118H41V119H43ZM67 118V120L69 121V119H70V121L71 120H73L74 121V123H73V121H72V123H70L69 124V122H67V125H65L66 123H65V119ZM95 118H97V119H95ZM106 118V117H105ZM39 119V120H38ZM61 119V120H60ZM77 119V120H76ZM91 119V120H90ZM102 119H104V118H102ZM160 119V118H159ZM161 119H162V117H161ZM11 120V121H10ZM26 120V121H25ZM30 122H29V121ZM85 120V121H84ZM163 120V119H162ZM226 119L224 118L223 119V121H225ZM13 121V122H12ZM21 121V122H20ZM84 121V122H83ZM19 122V123H18ZM24 122H26V123H24ZM60 122H64V123H60ZM14 123H16V124H14ZM24 123V124H23ZM31 123V124H30ZM38 123H39V125H38ZM58 123H60L59 125H58ZM77 123V124H76ZM89 123H90V125H89ZM30 125V126H28V125ZM37 124V125H36ZM57 124V125H56ZM14 125V126H13ZM22 125H24V126H22ZM55 125V126H54ZM63 125V126H62ZM65 125V126H64ZM70 125V128H68V126ZM83 125V126H82ZM18 126H20V128H17ZM21 126H22V128L24 127H26L25 129L23 128V129H21ZM67 126V127H66ZM73 127V130L72 131H70L69 129H72V127ZM81 126V127H80ZM144 127L141 129L140 128V130H139V133L137 134V137H136V139H135V144L136 145H138L139 144V146L137 147L138 148V153H140V154H136V156H137V158L135 157V156H132V157H134V160H135V158L137 159V161L135 160V165H133V163H132V165H131V167H129L127 170H128V172L126 171V173L124 174V176H125V178L128 176V179H130V180H135L133 183L135 184H137V182L136 181H138V187H140V184H142L143 182H145V180H146V175H147V171H146V169L145 168H147L146 167V165H148V163L153 159V157H154V154L157 152V150H158V147H160V146H166L164 143V139H163V136L162 135H160V133L161 132H159L156 136H158V138H157V140L155 139V137L154 136H152V137H154V138H152L151 136H150V134L148 135V136H146V133H148L147 132V130H146V127H145V125H143ZM14 127V128H13ZM32 127V129H30ZM40 127H38V128H40ZM55 127H57V129L55 128ZM61 127L62 128H64V129H61ZM66 127V128H65ZM88 127V128H87ZM92 127V128H91ZM36 128V129H35ZM53 128H55L56 129V131H55V129H53ZM81 128L82 129H84V130H81ZM16 129H18V130H16ZM27 129V130H26ZM35 129V130H34ZM59 129V130H58ZM80 129V130H79ZM22 130V131H21ZM61 130H63V132L61 131ZM90 130V131H89ZM26 131V132H25ZM59 131V132H58ZM84 131V132H83ZM143 131V132H142ZM18 132V133H17ZM28 132H30V133H28ZM56 132H58V134H56ZM69 132V133H68ZM75 136L76 135V137H74L73 135H70L71 133ZM145 132V133H144ZM150 132V131H149ZM23 133H25L24 135H23ZM54 133L56 134V137H55V135H54ZM77 133V134H76ZM87 135H86V134ZM142 133V134H141ZM21 136H20V135ZM48 134H49V132H48ZM61 134V135H60ZM64 134V135H63ZM66 134V135H65ZM67 134H69V135H67ZM81 135V137L79 136V138H77V135ZM84 134H85V136H84ZM52 135H54L53 137H52ZM143 135V136H142ZM20 136V137H19ZM69 136V137H68ZM71 136H73V137H71ZM85 138H84V137ZM59 137H60V139H61V137H63L61 140L59 139ZM142 137V138H141ZM148 137H151L152 139H150V138H148ZM159 137H161L160 139H159ZM15 138H17V137H15ZM69 138H71V139H69ZM72 138H73V140L76 138V139H80L81 138V140H79V142H78V140H76V141H73L72 140ZM53 139H55V140H53ZM68 139H69V142H68ZM155 139V140H154ZM160 141H159V140ZM52 140V141H51ZM58 140H60V142L58 141ZM72 140V141H71ZM140 140V141H139ZM145 140V141H144ZM153 140V141H152ZM161 140L163 141V143H162V145H161ZM46 141V142H47ZM50 141H51V143H50ZM59 143H58V142ZM66 141V142H65ZM149 141V142H148ZM53 142H54V144H55V146H58L59 147V149H58V147H55L54 149H53V146H54V144H53ZM57 142V143H56ZM71 142L73 143V144H71ZM74 142H76V144H74ZM160 142V143H159ZM63 143H65V144H63ZM67 143V144H66ZM77 143H79V144H82V146L81 145H79V144H77ZM138 143V144H137ZM155 143H156V145H155ZM45 144V143H44ZM51 144V145H50ZM57 144V145H56ZM62 144H63V146H62ZM143 144V145H142ZM157 144H159V145H157ZM28 145V144H27ZM42 145V144H41ZM48 145H50V146H48ZM77 145H79V146H77ZM48 146V148H51V150L49 149H47V148H45L44 149V147H47ZM68 148H67V147ZM71 146V147H70ZM83 148H81V147ZM146 148H144V147ZM67 148V149H64V148ZM73 147V148H72ZM78 147V148H77ZM142 147V148H141ZM45 150H43V149ZM61 148V149H60ZM77 148V150H78V152L76 151L75 152V149ZM79 148H81V149H79ZM157 148V149H156ZM37 149H40V150H42L43 151V154H42V158H41V156H39L41 153H42V151L41 152H39L40 150H38V152H37ZM57 149V150H56ZM69 149H71L70 151H69ZM74 149V150H73ZM47 150V151H46ZM54 150H55V152L57 151V153H54ZM65 152H64V151ZM81 150V151H80ZM148 150V151H147ZM32 151V152H31ZM33 151H35V155L36 156H38V157H36V160H35V156H33V158L31 157L32 155H34V152ZM49 151H51V153L49 152ZM69 151V152H68ZM83 151V152H82ZM219 151H221V149H219ZM64 153L65 155H67L69 158H67V156H65L63 153H62V156H61V154L60 153ZM68 152V153H67ZM72 152V154H70L69 155V153H71ZM73 152H74V154H73ZM45 153V154H44ZM46 153H50V155H51V157H50V155H48V154H46ZM79 153H81V155H79ZM168 153H170V150H169V152ZM38 154V155H37ZM53 154V155H52ZM55 154V155H54ZM58 154H60V156L58 155ZM75 154L76 155H78L79 157V159L78 158H76L75 157ZM43 155H45L44 156V158H43ZM57 155V156H56ZM72 155H73V157L74 158H72ZM147 155V156H146ZM24 156L26 157V154H24ZM53 156V157H52ZM64 156V157H63ZM142 156V157H141ZM170 156V155H169ZM169 156H167L168 158V160H170L171 158L169 157ZM49 157H50V159H49ZM57 157V159H55ZM212 157V155H209L208 157H205V158H207V159H209V158H211ZM31 158L32 159H34L35 161V163L36 164H32V163H30L31 162ZM38 158V159H37ZM45 158H47V159H45ZM60 158V159H59ZM71 158V159H70ZM77 160H76V159ZM170 158V159H169ZM204 158V159H205ZM44 159L46 160V162L47 163H45V161H44ZM52 159V160H51ZM65 159V160H64ZM76 161H75V160ZM139 159H141V160H139ZM151 159V160H150ZM166 159V160H167ZM39 162H38V161ZM42 160V161H41ZM53 160H56V163L57 164H60L61 163V165H57V164H55L54 163V165H52L53 164ZM61 161V162H59L58 163V161ZM200 159L198 158V161H199ZM37 161V162H36ZM43 161H44V163H43ZM53 161V162H52ZM62 161H63V163H62ZM68 161V162H67ZM142 161V162H141ZM67 162V163H66ZM74 162V163H73ZM76 162H79V163H76ZM140 162V163H139ZM143 162H145V163H143ZM171 162V161H170ZM30 163V164H29ZM41 163H42V166L43 167H40L41 166ZM70 163V164H69ZM139 163V164H138ZM143 163V164H142ZM198 163V164H197ZM196 163V165H195V167L193 168V170H195V171H193L194 173H193V175L195 176H197V175H200V173H201V170H200V168H202V166H203V163H201V162H197ZM27 164V165H26ZM51 164V165H50ZM69 164V165H68ZM73 164V165H72ZM142 164V165H141ZM2 163H0V174H2V171H4V169H2ZM32 165V166H31ZM58 167H57V166ZM67 165H68V168H67ZM76 165L78 166V167H76ZM198 165V166H197ZM200 165V166H199ZM25 166V167H24ZM34 166V167H33ZM54 166V168H52L51 169V167H53ZM70 166V167H69ZM137 166H139V167H137ZM142 166H144V167H142ZM37 167V168H36ZM41 168V171L38 169V168ZM60 167V168H59ZM133 167H134V169H133ZM168 167V166H167ZM172 166H171V164L169 165V169H170V171H171V168ZM25 170H24V169ZM141 168V169H140ZM196 168V169H195ZM30 171V169H31V173L28 171V170ZM32 169H34L33 171H32ZM37 169V170H36ZM45 170V171H42V170ZM47 169H48V171H47ZM58 169H60L59 171H57ZM74 169H76V171L74 172ZM133 169V170H132ZM136 169V170H135ZM145 169V170H144ZM51 170V171H50ZM64 170V171H63ZM67 170V171H66ZM129 170H130V173H129ZM135 170V171H134ZM139 170V172L137 173V171ZM142 170H144V171H142ZM199 170V171H198ZM39 171V172H38ZM134 171V172H133ZM197 171V172H196ZM32 172H33V174H32ZM34 172H37L36 174L34 173ZM73 172V173H72ZM131 172H132V174H134L133 176H132V174H131ZM141 172H143L144 174H142ZM28 173V174H27ZM30 173V174H29ZM135 173H137L136 175H135ZM139 173H140V175H139ZM25 174H27V176H25ZM33 176H32V175ZM38 174H40V175H38ZM73 174H75V175H73ZM130 176H129V175ZM32 177H31V176ZM36 175V176H35ZM49 175V176H48ZM144 176V179H143V176ZM30 176V177H29ZM35 176V177H34ZM72 176V177H71ZM36 179L37 178V180H35L34 178ZM47 177H49V178H47ZM68 177H70V178H68ZM130 177V178H129ZM133 177V178H132ZM22 178V179H21ZM26 178V179H25ZM31 178H33V179H31ZM46 178V179H45ZM138 178H139V180H138ZM25 179V180H24ZM28 179V180H27ZM65 179H68L67 181L65 180ZM20 180V181H19ZM34 182H33V181ZM45 180V181H44ZM47 180H49V181H47ZM70 180V181H69ZM25 181H26V183H25ZM29 181V182H28ZM35 181H36V184H37V186L35 185ZM45 182V184H44V182ZM67 183V186H65L66 185V183ZM110 181H111V179H110ZM139 181H140V183H139ZM142 181V182H141ZM11 181H9V184H8V186L9 185H11L12 183H10ZM31 182H32V184H31ZM39 182H40V184H39ZM50 183V184H48V183ZM53 182V183H52ZM61 182H63L62 183V185L65 183V185L62 187V185H61ZM125 182V181H124ZM22 183H24V184H22ZM41 183H42V185H41ZM49 185V186H47V184ZM54 183L55 184H57L56 186L57 187H54L55 185H54ZM60 183V184H59ZM30 184V185H29ZM34 184V185H33ZM44 184V185H43ZM125 184V183H124ZM123 184V185H124ZM131 184V183H130ZM135 184V185H136ZM29 187H28V186ZM40 185H41V187H40ZM31 186H36V187H33V188H30ZM52 186V188H48V192H49V194H48V192H47V187H51ZM59 186V187H58ZM131 186H133V184H131ZM14 187V186H13ZM39 187V188H38ZM61 187V188H60ZM20 188V187H19ZM28 188V189H27ZM37 188V189H36ZM45 189L46 190V192L44 191V190H42V189ZM131 188V187H130ZM133 188V187H132ZM36 189V192L34 191ZM41 190H42V192H41ZM52 190V191H51ZM30 191H32V192H30ZM38 191H40L41 193H42V195H41V193L40 192H38ZM28 192V193H27ZM35 192V193H34ZM38 192V193H37ZM46 194H45V193ZM54 192V193H53ZM3 193V191H1V193L0 194H2ZM44 193V194H43ZM52 195H51V194ZM4 194H6L5 192L2 194L3 196H5L7 199H11V195H4ZM27 194H28V196H27ZM31 194V197H29V195ZM35 194V195H34ZM36 194H37V196H36ZM40 194V195H39ZM48 194V195H47ZM55 195V196H54ZM60 195V194H59ZM9 196V197H8ZM36 196V197H35ZM39 196V197H38ZM47 196H50V197H47ZM54 196V197H53ZM33 197V198H32ZM35 197V198H34ZM38 197V198H37ZM42 197H44V202H45V204L44 205H46V206H44L43 205V203L44 202H42L43 200H41V198ZM46 197V198H45ZM52 197V198H51ZM32 200H31V199ZM37 198V199H36ZM47 198L49 199V200H47ZM115 198V197H114ZM27 199V200H26ZM29 199L31 200V201H29ZM43 199V198H42ZM51 199V200H50ZM35 200H36V202H35ZM41 200V201H40ZM28 201V202H27ZM41 203H40V202ZM47 201V202H46ZM48 201H50V202H48ZM25 202V203H24ZM30 202V203H29ZM38 202V204L36 205V203ZM52 202V203H51ZM111 202H113V203H110V207H108L109 209H108V213H109V220L108 221H110V222H112V221H114V222H116V223H120V220L122 219V217L123 216H121V215H124L125 213L124 212H126V210H124L125 209V207H123L122 206V204L121 203H119V204H116V201L115 200H111ZM21 203V204H20ZM28 203L30 204V205H28ZM49 203V204H48ZM53 204V206L51 205V204ZM41 204V205H40ZM113 204V205H112ZM24 205H25V207H24ZM26 205H27V207L29 208H27L26 207ZM32 205V206H31ZM35 205V206H34ZM47 205H51L50 207L49 206H47ZM21 206H23V207H21ZM41 206V207H40ZM52 207V208H51ZM122 207V208H121ZM131 207V206H130ZM130 207H128V208H130ZM21 208H23L22 210H21ZM51 208V209H50ZM119 208H121V209H119ZM124 208V209H123ZM127 208V209H128ZM28 209V210H27ZM47 209H49V211H47ZM118 209H119V211H121L120 213H119V211H118ZM43 210V211H42ZM111 210H112V212H111ZM114 211H116L115 213H114ZM118 211V212H117ZM20 212V213H21ZM46 212H48V213H46ZM44 213V214H43ZM117 213H119V215L117 214ZM124 213V214H123ZM127 213V212H126ZM110 214H113V216L112 215H110ZM115 215V216H114ZM118 215V216H117ZM124 217H125V215H124ZM111 218H113V219H111ZM115 218H117L116 220H114ZM205 219H206V217H204ZM123 220H124V218H123ZM122 221V220H121ZM20 220H19V217L17 218V219H15L14 220V228H13V230H15V231H13V234H12V238L9 240L8 239V241H10V244L11 245H13L12 244V242H14L15 240H13V237L15 238V235H14V233L16 232V229H17V227L19 226V224H20ZM110 222H108L109 224H110ZM114 222H112L110 225L109 224H107L106 222L105 223H103L104 224V226L103 227H105L104 229L105 230H107V231H105V232H107L106 234V238L105 239H107V240H109L111 243H114L113 241H116L117 239H114L115 238V231L113 232V229H112V225H113V223ZM208 222V221H207ZM207 222H205L204 221V223H206V225H207ZM118 223V224H119ZM106 225V226H105ZM109 225V226H108ZM205 225V224H204ZM204 225H202V226H204ZM107 226H108V229H106L107 228ZM111 229V230H110ZM109 230V231H108ZM202 230L203 231H205L206 229L203 227L202 228ZM113 232V233H112ZM202 233V236H203V234H206V233H203V232H201ZM14 235V236H13ZM44 235V236H43ZM115 235V236H114ZM47 236V234H44V233H42V243L45 245V243H47L50 239H49V237H47V239L46 238H44V237H46ZM3 239H4V241H3V239H1L2 240V242L0 241V243H3L4 242V244H1L0 245V247H2V248H0V264H2V262H3V259H6V258H8L9 257V255L8 254H6L7 253V249H8V243L9 242H5V237H2ZM44 239V240H43ZM47 240V242H45ZM112 240V241H111ZM109 242V243H110ZM43 244H42V246H43ZM115 245V244H114ZM115 246H117V243H116V245ZM1 249H3V250H1ZM68 249V248H67ZM66 249V247H65V249H63L62 250V252L64 251L65 252V250H67ZM70 249V248H69ZM68 249V251H66L65 253H64V255L66 254V255H70L68 252H71V250H69ZM33 251H34V249H33ZM61 251V250H60ZM4 256H3V255ZM6 256H8V257H6ZM50 256H52V255H50ZM54 256V255H53ZM47 258H48V255H47ZM102 258V259H101ZM97 259V264H103V262H105L104 264H106L107 263V261L105 260V258H103L102 256H99V258L97 257L96 258ZM100 259V260H99ZM2 261V262H1ZM101 261V262H100ZM53 262L51 261L50 263H48V264H52ZM94 263V262H93ZM39 264H41V260L39 261ZM58 264V263H57ZM95 264V263H94Z\"/></svg>","mask_w":264,"mask_h":264}]
</instances>
